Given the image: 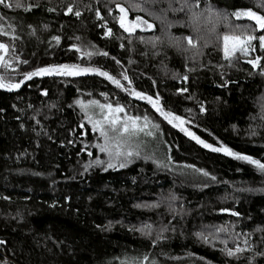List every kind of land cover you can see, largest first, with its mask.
<instances>
[{"label": "trees", "instance_id": "trees-1", "mask_svg": "<svg viewBox=\"0 0 264 264\" xmlns=\"http://www.w3.org/2000/svg\"><path fill=\"white\" fill-rule=\"evenodd\" d=\"M9 2L13 7L0 5V25L18 39L0 35V42L13 45L6 58L11 67H0V76L16 83L38 68L78 64L108 72L123 88L95 72L35 76L19 89L0 88V258L20 264H264V172L205 148L133 94L158 99L205 143L264 163V49L255 40L254 51L229 62L222 45L226 34L264 35L252 20L232 15L248 9L264 15V0H189L183 12L174 10L183 0ZM117 4L130 8L129 21L139 15L154 27L124 32ZM70 5L81 15L68 14ZM245 27L249 32H241ZM189 36L196 48L187 44ZM256 57L254 68L248 61ZM79 95L151 118L171 158L185 169L142 158L108 168L96 147L98 132L73 103ZM220 227L227 231H216ZM237 247L244 251L227 255Z\"/></svg>", "mask_w": 264, "mask_h": 264}, {"label": "snow or ice", "instance_id": "snow-or-ice-1", "mask_svg": "<svg viewBox=\"0 0 264 264\" xmlns=\"http://www.w3.org/2000/svg\"><path fill=\"white\" fill-rule=\"evenodd\" d=\"M143 2V0H141ZM153 3H157L158 0H152ZM176 2H179V0H176ZM189 0H183V3L180 4L179 8L174 9L175 11H181L183 12L185 10V7L188 5ZM0 5H3L4 7L11 8L13 7V4L9 2V0H0ZM16 7H21L22 3L20 0H17ZM135 7H139V5H134ZM264 6V5H262ZM117 7L120 12V16L117 18L120 27L124 30V32L129 33L130 35L133 34L138 28H141L143 26L144 30H150L154 27V25L148 23L147 20H145L143 17L137 15L133 20L129 21L128 15L130 8H126L123 5L117 4ZM31 5H29L27 8H25V11L30 10ZM51 10V9H50ZM143 10V9H141ZM68 14H74L76 16H80L81 13L78 10H74L73 6H68L67 8ZM97 15H99V12H97ZM237 18L246 17L254 22L255 30L257 31H264V15H261L257 13L256 11H253L251 9L245 10V11H237L233 13ZM162 18V17H158ZM4 17L0 16V20H3ZM102 19V17H101ZM10 27V26H9ZM241 32H249V28L245 27L244 29H241ZM0 35L3 36H10L11 39L15 40L18 39L15 35H11L9 31H5L3 26L0 25ZM108 36L112 35L111 29L107 32ZM54 40L59 42V37H53ZM79 39V37L77 38ZM187 40V44L190 45L192 48H196L197 45L194 42L193 38L191 36L185 38ZM258 40L259 46L264 49V35H261L259 37L253 35V34H247V35H236V34H226L222 37V45H223V55L226 60L231 62L233 57L236 56V54L239 52L245 56L249 55L251 51H254L253 47V41ZM123 46V45H122ZM13 45H10L8 43L0 42V67H3L4 69H8L11 67V63L9 62L8 57L9 52L12 50ZM77 51H81L80 48H76ZM103 55H108L106 52L102 53ZM83 55L86 57H91L93 55L92 52H83ZM260 62V57H256L254 59H251L248 61V63L252 64V66L258 67ZM24 63H27V61H24ZM117 63H119L117 61ZM95 72L96 74L103 76L110 80L113 84H115L118 88H123V85L121 84L119 79L114 78L113 76L109 75L108 72L100 71L99 69L95 68H88V67H81L78 64L73 65H56V66H49V67H43L38 68L35 71L28 72L24 74V78L20 82L13 83L11 80H9L5 76H0V88L7 89L8 91H12L14 89H19L21 87V84L25 80H31L35 76H44V75H60V76H79L86 73ZM124 80H128L129 78L127 75L123 76ZM130 83V81H129ZM47 94L46 92L44 93ZM133 94L139 98L147 100L148 103L152 105L153 108L156 109L157 112L160 113L161 116L164 117L165 120H167L170 124H173L174 126H182L185 121L181 119L179 116L173 115L171 112H165L161 107H159V100H153L151 96H145L142 93L139 92H133ZM77 104L80 105L81 109L87 111L90 107H98L100 108L101 112L104 113L103 120L102 121H94L92 122V126L94 130H98L100 135L105 138V143L103 145H96V147L99 148L101 152L108 153L110 157L119 158L121 156H131L133 153L130 151H122V143L121 138L124 136H134L138 132H143L144 127L147 126V117H144L145 125L139 126L138 122L141 119L140 117H131L126 116L125 118L121 119L120 113L124 112V108L117 105L116 107H113L111 104H100L99 101H91L88 104L83 103L82 101H77ZM106 110V112H105ZM91 120V118H89ZM179 122V124H175L174 122ZM107 125V128L111 130V132L115 133L116 135L113 137H109V131L105 129L104 125ZM154 127H157L154 125ZM182 131H185L187 135L191 136L192 139L196 140L198 143L202 144L205 148H209L214 152H220L223 151L226 155L234 156L236 159L247 161L250 164L255 165L260 171L264 172V163L260 162L259 160L253 159L246 155H240L237 153H234L230 148L227 146L221 145L220 147H213L210 144L205 143L203 140H201L199 137H197L194 133L188 131L187 129H184L181 127ZM148 135H151V132L147 133ZM112 139L115 141L114 148L109 146V140ZM91 155V153H89ZM136 155H139L137 152ZM97 164L103 163V161L97 160ZM116 165L113 163H108V168H113ZM126 163L121 162L119 164V167H125ZM203 175L208 176L207 172H204ZM212 179H215V177H212ZM155 207V205H153ZM227 211V210H225ZM233 215H238V213H232ZM145 228L148 229V232L145 234H150V225H146ZM167 229H162V231H166ZM140 231H145V229H140ZM218 232H225L227 231L226 227H220L216 229ZM202 235V234H198ZM203 239L207 241L208 237L203 236ZM2 243V241H0ZM247 243V241H245ZM244 251V249L237 247L235 251L232 249L227 250L228 256H234L237 253H240ZM144 260H147L148 257L145 256L143 258ZM152 264H156L155 261L152 262Z\"/></svg>", "mask_w": 264, "mask_h": 264}, {"label": "rangeland", "instance_id": "rangeland-1", "mask_svg": "<svg viewBox=\"0 0 264 264\" xmlns=\"http://www.w3.org/2000/svg\"><path fill=\"white\" fill-rule=\"evenodd\" d=\"M245 11V10H243ZM254 11V10H253ZM258 13V12H257ZM82 101L85 104H88L91 101H99L100 104H111L113 107H116L117 105L121 106L124 108V106L120 104H115L107 100H101L99 98H94V97H85L83 95H79L78 97L75 98L73 103L80 109V111L83 113L85 120L92 126V122L94 121H102L104 113L101 112L100 108L98 107H90L87 111L81 109L80 105L77 104V101ZM106 112V110H105ZM121 119L125 118L126 116H131V117H140L141 119L139 120L138 124L139 126H144L145 121L144 117L147 116H142V115H136L128 112L124 108V112L119 114ZM180 117V116H179ZM91 118V120L89 119ZM147 126L144 127L143 132H138L134 136H124L121 138V143L123 145L122 151H130L133 154L131 156L125 157L121 156L119 158L115 157H110L108 153H104L105 159L107 163H113L116 166H119L121 162H124L126 164H130L134 162L135 160L142 158L148 162H153L156 163L159 166H165L169 167L175 170H183L185 169L183 166L180 165V163L173 161V159L170 156L169 150L167 149L166 145L163 143L161 136L158 133L157 127H154L156 123L149 117H147ZM185 121L184 118L180 117ZM175 124H179V122H175ZM93 127V126H92ZM105 129L109 131V137H113L116 134L111 132L110 129L107 128V125H104ZM184 129H187L188 131L191 132V130L187 127V124L184 123L182 126ZM100 136V145H103L105 143V138L100 135L99 131L96 130ZM151 132V135H148L147 133ZM115 141L110 139L109 140V146L113 148V151L115 150L114 148ZM208 144V143H207ZM139 153V155H136V153ZM11 260V259H7Z\"/></svg>", "mask_w": 264, "mask_h": 264}, {"label": "water", "instance_id": "water-1", "mask_svg": "<svg viewBox=\"0 0 264 264\" xmlns=\"http://www.w3.org/2000/svg\"><path fill=\"white\" fill-rule=\"evenodd\" d=\"M0 264H20V263L15 260H7L0 258Z\"/></svg>", "mask_w": 264, "mask_h": 264}]
</instances>
